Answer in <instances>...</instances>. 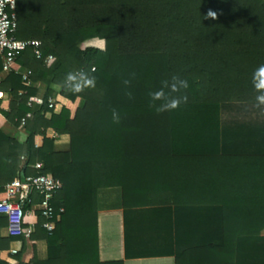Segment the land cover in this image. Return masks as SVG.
I'll return each instance as SVG.
<instances>
[{"label": "trees", "instance_id": "trees-1", "mask_svg": "<svg viewBox=\"0 0 264 264\" xmlns=\"http://www.w3.org/2000/svg\"><path fill=\"white\" fill-rule=\"evenodd\" d=\"M209 10L216 19L207 18ZM17 15L15 37L41 40L44 57L31 48L19 53L21 71H32L28 86L21 73L3 70L0 54V91L10 94L0 99V112L15 128L32 112L24 143L0 130V200L6 184L24 174L52 175L63 187L54 197V232L39 214L31 233L25 224L20 234L0 237V251L20 242L14 264H124L99 256V191L118 187L125 208L174 206L176 264H264V224L234 225L219 176L221 112L256 101L252 75L264 64V0H18ZM92 39L105 47H82ZM77 71L94 76L95 89L68 91L65 78ZM173 76L187 80V103L157 113L149 94ZM37 95L44 103L30 107ZM56 96L66 100L60 112L49 107ZM63 134L70 144L59 150ZM37 135L44 136L39 147ZM241 209L242 221L263 216ZM6 225L0 213V228ZM29 240H44L46 257L35 252L26 261Z\"/></svg>", "mask_w": 264, "mask_h": 264}, {"label": "crops", "instance_id": "crops-1", "mask_svg": "<svg viewBox=\"0 0 264 264\" xmlns=\"http://www.w3.org/2000/svg\"><path fill=\"white\" fill-rule=\"evenodd\" d=\"M89 40V42L93 41ZM102 40V39H99ZM94 46V45H91ZM0 99L9 101L10 94L1 91ZM62 104L65 98L59 96ZM256 101L233 102L221 112V157L219 161L220 194L235 213V226L251 227L264 224V108H257ZM8 109V108H7ZM0 130L18 136L24 143L28 133L22 127H13L0 112ZM48 137H54L53 129L47 130ZM43 135L35 137L36 146L43 144ZM70 136H58L59 150L69 148ZM232 159V161L230 160ZM22 163L23 159L21 157ZM228 162V163H227ZM229 164V165H228ZM244 199V201H242ZM261 212L259 219L242 221L236 213L241 206ZM30 222L33 216L28 217ZM29 226V222H27ZM175 208L172 205L125 208L120 188H104L98 195V239L101 261H123L124 264H176L175 251ZM7 225L0 228V237L9 236ZM264 236V229L261 231ZM20 250V242H12L8 249L0 251V258L6 262L16 261L10 250ZM46 257L47 244L44 240H29L24 259L29 261L35 254Z\"/></svg>", "mask_w": 264, "mask_h": 264}, {"label": "built area", "instance_id": "built-area-1", "mask_svg": "<svg viewBox=\"0 0 264 264\" xmlns=\"http://www.w3.org/2000/svg\"><path fill=\"white\" fill-rule=\"evenodd\" d=\"M18 0H0V54L3 59V70L7 72L15 71L21 73L23 81L26 85H32L31 70L21 71L17 65V57L21 51L31 48L38 59H42V41L39 39H18L15 33L18 28L17 15ZM55 61V56L48 55L46 58L47 64H52ZM95 69V68H93ZM4 80L3 73L0 71V85ZM1 92V91H0ZM26 91H21L23 94ZM44 98L41 95L31 96L28 105L32 107L34 104H43ZM62 104L60 97H50L49 107L55 110ZM32 116V112H28L21 119V127ZM24 160L25 157H22ZM43 167L41 162L33 165V168L40 170ZM62 181L52 175L44 173L24 174L17 176L5 186L6 195L0 200V213L4 214L8 219L9 234H20L23 225L29 222L31 233L39 220V214L44 221L42 226L52 234L56 229L57 209L54 205V197L62 189ZM36 198H39L36 201ZM29 205L30 208L25 209ZM64 207L59 208V213L64 212ZM33 216L34 221L30 222L28 217ZM19 249L13 248L11 254H18Z\"/></svg>", "mask_w": 264, "mask_h": 264}, {"label": "clouds", "instance_id": "clouds-1", "mask_svg": "<svg viewBox=\"0 0 264 264\" xmlns=\"http://www.w3.org/2000/svg\"><path fill=\"white\" fill-rule=\"evenodd\" d=\"M207 18L214 20L217 18V13L209 10ZM130 76V79L123 80V84L126 87L131 84V79L135 78V74L132 73ZM252 85L257 93L255 106L264 108V64L254 69ZM188 86L187 80L179 76H173L171 81H163L161 89L149 94L151 99L150 107H153L157 113L178 109L182 103H187L188 97L182 93ZM65 87L72 93H82L87 89H95L96 79L85 71L70 72L65 78ZM165 89L168 91L166 92ZM126 95L131 98L130 92H126ZM113 119L114 122H119V117L115 110H113Z\"/></svg>", "mask_w": 264, "mask_h": 264}, {"label": "rangeland", "instance_id": "rangeland-1", "mask_svg": "<svg viewBox=\"0 0 264 264\" xmlns=\"http://www.w3.org/2000/svg\"><path fill=\"white\" fill-rule=\"evenodd\" d=\"M91 45H94V46H97V47H100V48H104L105 47V41L104 40H99V39H94L93 41L89 42H85L82 44V47H87V46H91ZM62 101V100H60Z\"/></svg>", "mask_w": 264, "mask_h": 264}]
</instances>
